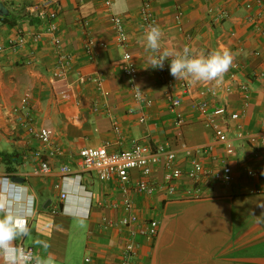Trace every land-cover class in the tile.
Instances as JSON below:
<instances>
[{"label": "crops", "instance_id": "obj_1", "mask_svg": "<svg viewBox=\"0 0 264 264\" xmlns=\"http://www.w3.org/2000/svg\"><path fill=\"white\" fill-rule=\"evenodd\" d=\"M145 1L162 30V49L231 50L233 64L217 86L191 82L183 92L182 80L164 72L166 82L159 69L146 68L150 53L141 42L147 29L140 17ZM42 2L0 0V17L10 21L0 22V108L26 97L35 127L51 132L50 144L43 146L21 117L0 109V205L32 212L29 235L16 243L31 246L49 264H120L131 226H106L126 214L117 179L99 181L82 172L77 160L84 147L114 152L137 143L174 151L178 164L187 162L188 151L210 171L229 166L232 181L207 178L205 196L193 200L130 193L138 220L158 223L155 238L136 239L130 264H264V1L59 0L54 32L37 17ZM176 7L182 12L179 22ZM110 14L123 20V44L115 38ZM21 35L23 46L12 48L9 41ZM88 42L91 55L84 52ZM64 53L68 58L59 66ZM124 53L136 68L141 99L122 72ZM205 89L216 91L209 109L226 108L227 117L215 123L233 144L232 154L223 144L206 148L213 129L195 108ZM175 97L180 103L171 108ZM41 161L48 162L49 173L37 172ZM62 167L69 172L62 174ZM163 174L158 164L151 177L160 181ZM129 178L135 182L140 174L131 170Z\"/></svg>", "mask_w": 264, "mask_h": 264}, {"label": "built area", "instance_id": "obj_2", "mask_svg": "<svg viewBox=\"0 0 264 264\" xmlns=\"http://www.w3.org/2000/svg\"><path fill=\"white\" fill-rule=\"evenodd\" d=\"M264 0H257L258 3H262ZM59 0H43L41 8L37 10V17L45 23L46 30L54 32L57 27L54 20L57 16V7ZM107 2V0H106ZM176 20L179 22L182 12L176 7ZM140 17L143 25L148 29L152 24H157V19L154 16L151 5L148 1H145L140 8ZM109 21L114 29V35L116 40L123 44L125 40V27L123 20L115 15L110 14ZM34 40L38 39L35 35ZM25 43L24 36H18L14 40L9 41V45L12 48H20ZM55 44L57 48L62 51V47L59 41ZM91 42L85 44L84 52L86 55H91ZM2 47L0 46V49ZM68 55L62 54L59 58V66L62 65L63 60L67 59ZM123 59L125 61L122 68L123 74L126 76L130 86L133 89V95L136 99H141L142 94L134 86V80L136 77V68L131 61V57L128 53H124ZM161 78L163 81L170 82L165 73L168 72V67L165 65L163 70H160ZM165 72V73H164ZM216 86L218 82H215ZM191 82L187 79H183L180 88L183 92H187ZM240 89L246 93L247 87L241 85ZM201 98L196 104L195 108L201 113L204 120L213 129V140L207 145V149H212L214 144H223L225 146L227 154L234 152V146L230 142V139L226 135V132L215 123V119L226 118V108L222 105H217L213 109H209L211 99L216 98V91L214 89H205L198 93ZM180 100L175 97L170 99V106L174 108L178 106ZM1 111L7 113L8 117L12 115L21 117L26 124L27 131L35 137H38L43 146H48L51 140V132L45 127H35L33 121V115L30 112L27 104V98H23L22 102L18 105L11 106L10 108L1 107ZM237 114H231L229 118L236 119ZM182 119L178 117L177 123L182 124ZM261 145L262 155L264 157V124L261 130ZM38 160L42 157V152L37 151L34 154ZM187 162L178 164L177 157L174 151L165 150L163 148L150 149L149 147L133 144L129 149L109 152L105 146L100 147H84L79 150L78 153V166L82 172L94 174L99 181H110L117 179L118 189L123 195L122 207L126 211V214L119 219L116 223L108 222L106 226L117 227H130L129 237L125 242L121 251L120 264H130V257L136 254L139 247L137 238H149L153 239L158 234V223L155 220H138L137 216L133 213L134 205L129 199L130 193L142 194L146 196L160 195L165 199H199L205 196V180L211 178L214 181L221 182L223 184H229L232 181V172L229 166H223L218 172L210 171L205 168L198 160L191 157L190 153H185ZM161 164L164 174L160 181L154 180L152 176L153 169L156 165ZM137 170L140 174L139 180L132 182L130 180V171ZM50 171V167L47 161H41L37 170L40 174H47ZM62 174H67L69 170L66 167L60 169ZM184 181V182H182ZM182 182V183H181ZM66 194L62 192L60 198L64 199ZM55 211V209H53ZM18 246L24 248L34 255V250L31 246H24L21 243ZM88 261V258H86Z\"/></svg>", "mask_w": 264, "mask_h": 264}, {"label": "clouds", "instance_id": "obj_3", "mask_svg": "<svg viewBox=\"0 0 264 264\" xmlns=\"http://www.w3.org/2000/svg\"><path fill=\"white\" fill-rule=\"evenodd\" d=\"M162 30L152 24L143 33L146 68L163 70L168 62L169 74L175 80L218 82L233 64L234 54L227 47L218 50L193 52L189 47L162 49ZM141 92L139 86L136 87ZM264 207V204H261ZM31 210L16 213L11 204L0 205V264H49L44 257L35 256L17 245V240L29 235L27 217ZM48 247L47 243L43 245Z\"/></svg>", "mask_w": 264, "mask_h": 264}, {"label": "trees", "instance_id": "obj_4", "mask_svg": "<svg viewBox=\"0 0 264 264\" xmlns=\"http://www.w3.org/2000/svg\"><path fill=\"white\" fill-rule=\"evenodd\" d=\"M0 22H2V23H8L10 21H9V18H7L6 16H3V17H0Z\"/></svg>", "mask_w": 264, "mask_h": 264}, {"label": "water", "instance_id": "obj_5", "mask_svg": "<svg viewBox=\"0 0 264 264\" xmlns=\"http://www.w3.org/2000/svg\"><path fill=\"white\" fill-rule=\"evenodd\" d=\"M0 15H2V7L0 5ZM13 180H16V179H13Z\"/></svg>", "mask_w": 264, "mask_h": 264}]
</instances>
